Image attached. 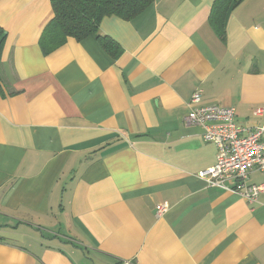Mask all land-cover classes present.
<instances>
[{
  "label": "crops",
  "instance_id": "crops-1",
  "mask_svg": "<svg viewBox=\"0 0 264 264\" xmlns=\"http://www.w3.org/2000/svg\"><path fill=\"white\" fill-rule=\"evenodd\" d=\"M213 2L105 17L113 58L96 36L45 54L51 1L0 0V264H264V192L199 177L217 149L184 120L200 91L264 121V0L232 9L224 39Z\"/></svg>",
  "mask_w": 264,
  "mask_h": 264
},
{
  "label": "built area",
  "instance_id": "built-area-1",
  "mask_svg": "<svg viewBox=\"0 0 264 264\" xmlns=\"http://www.w3.org/2000/svg\"><path fill=\"white\" fill-rule=\"evenodd\" d=\"M202 101V93L196 91L190 99L185 124L201 126L203 138L213 143L217 152L216 163L199 171L198 176L211 186L239 193L250 203L256 201L264 192V182L253 184L248 180L253 170L264 171V121L254 127L247 126L237 119L234 106ZM253 114L264 116V107L256 108ZM169 208L167 201L158 203L157 215L162 216Z\"/></svg>",
  "mask_w": 264,
  "mask_h": 264
},
{
  "label": "trees",
  "instance_id": "trees-1",
  "mask_svg": "<svg viewBox=\"0 0 264 264\" xmlns=\"http://www.w3.org/2000/svg\"><path fill=\"white\" fill-rule=\"evenodd\" d=\"M52 16L45 24L39 44L45 54L64 45L70 38L82 41L96 36L105 51L113 58L122 53L120 44L99 31L107 16L131 20L144 12L153 0H50ZM244 0H214L209 21L221 39L225 38L227 14ZM0 27V38L4 39ZM0 40V47L2 45Z\"/></svg>",
  "mask_w": 264,
  "mask_h": 264
}]
</instances>
